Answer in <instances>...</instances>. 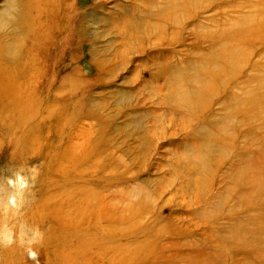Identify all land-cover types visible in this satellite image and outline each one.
<instances>
[{"label":"rangeland","instance_id":"374dc122","mask_svg":"<svg viewBox=\"0 0 264 264\" xmlns=\"http://www.w3.org/2000/svg\"><path fill=\"white\" fill-rule=\"evenodd\" d=\"M29 1L0 0V264H264V0H43L67 29L30 54Z\"/></svg>","mask_w":264,"mask_h":264},{"label":"bare ground","instance_id":"6f19581e","mask_svg":"<svg viewBox=\"0 0 264 264\" xmlns=\"http://www.w3.org/2000/svg\"><path fill=\"white\" fill-rule=\"evenodd\" d=\"M202 1H205L206 2V5L209 4V0H181V2L179 3V8H180L179 13L181 14L183 12H186L188 10L187 7H190L191 6V10H188V11L191 12L192 15H197V13L201 9V7L200 6L199 7H196V6H198L196 4H199ZM50 5H51V2H48V1L47 2H44L43 0H30L29 1V5H28V12H27L26 16L22 17L21 15L18 14V16H17V18H16V20L14 22L13 27H14V30L15 31L17 30L18 32H20V31L22 32L23 29H25L26 36H27V41H28V44H30V48H31L30 51H29V54L36 52L37 47L40 44H42V42H43L44 47H47L49 44H51L53 42V40H55L54 39L55 37L60 36L61 34H63V31H65L67 29L66 26L62 27L61 22H60V19L55 18V16H53L52 19H50L52 21V23H50L49 17H51L55 12H57V11H55V9H58V8H55L54 9ZM9 9L11 10V8H9ZM205 11L206 10L201 11V13H204ZM175 14L177 15V13H175ZM65 27H66V29H65ZM258 28L260 29V27H258ZM12 35H13V33H12ZM9 37H11V36L10 35L9 36L0 35V111H6L7 110V112H8V109H12L13 108L14 111H15V110H17L18 107H19V109L21 108V106L18 105V103H17V101H16V99L14 97V95H16L15 89H13L12 85H9V83H7V81H6L8 79V76H10L8 74L9 72H6L9 67L8 66H5V65H4L5 67H1L2 63H4V64L5 63L6 64L8 63L10 66H13L15 64V62H13V63L10 62L9 61L10 59L7 60L8 59L7 57H9L8 55L10 53L9 51H10V49H12V44L10 45L7 42V39H9ZM9 43H13V42H9ZM16 44H18V43H16ZM18 46H20V45H18ZM18 50H20V49H18ZM32 50L34 52H31ZM13 56H15V55H13ZM17 65H18V62H17ZM11 69H12V67H11ZM6 75H7V77H6ZM10 77H12V76H10ZM14 99H15V102L13 101ZM5 102H7V103L8 102H11L13 104L12 105H9L10 107L9 106L8 107H5L3 105ZM84 203L86 204V201H84ZM43 210H44V208H43ZM82 211L83 210H81V212ZM57 213H58V211H57ZM75 214H76V212H75ZM74 217H75V215H74ZM58 222L60 223V221H58ZM70 222H71V220H70ZM68 224H70V223H68ZM65 226L67 227L66 224H65ZM68 226H71V225H68ZM67 229H69V228H66L65 230L67 231ZM70 229H71V227H70ZM66 231H65V233H66ZM67 233H70V231L67 232ZM72 233H74V232H72ZM68 236H69V234H68ZM66 239H68V238H65V240ZM65 240H64V242H65ZM54 241H55V239H54ZM60 242H61V240H60ZM69 245H70V243H69ZM85 246H88V244L87 245L85 244ZM72 247H74V246H72ZM69 250H68V252H69ZM61 254H62V251H61ZM57 258H60V256L57 257ZM62 260L59 259L58 262H60V264H65V262L64 263L62 262ZM48 262H50V261L48 260ZM70 264H71V262H70Z\"/></svg>","mask_w":264,"mask_h":264}]
</instances>
